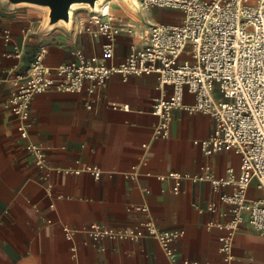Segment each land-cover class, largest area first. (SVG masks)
<instances>
[{"label": "crops", "instance_id": "obj_1", "mask_svg": "<svg viewBox=\"0 0 264 264\" xmlns=\"http://www.w3.org/2000/svg\"><path fill=\"white\" fill-rule=\"evenodd\" d=\"M110 7L116 23L134 33L118 36L108 65L122 62L151 25L181 17L171 9L133 13L120 3ZM75 9L67 26L45 29L43 8L10 7L0 0V35L8 36L7 42L0 38V264H171L152 238L95 242L85 232L124 231L148 218L161 231L183 232L173 244L178 262L264 264V236L246 221L233 233L231 260L220 252L228 215L219 199L232 186L214 192L208 182L157 178L169 172L196 175L204 165L216 178H237L240 157L231 150L204 156L195 142L210 137L214 120L183 109L173 112L168 136L156 138L152 102L168 96L170 88L161 89L154 73L113 74L97 96L50 88L34 96L28 140L45 147L52 170L46 174L34 166L8 103L16 91L12 80L27 72L38 51L50 68L72 62L76 50L100 56V41L89 35L91 11ZM183 102L192 104L193 96L185 94ZM86 167L96 168L98 179L65 172ZM247 196L264 193L251 186ZM213 202L216 212L207 209Z\"/></svg>", "mask_w": 264, "mask_h": 264}, {"label": "built area", "instance_id": "obj_2", "mask_svg": "<svg viewBox=\"0 0 264 264\" xmlns=\"http://www.w3.org/2000/svg\"><path fill=\"white\" fill-rule=\"evenodd\" d=\"M135 7L140 12L152 8L177 10L181 17L176 23L151 25L147 33L129 45L124 60L118 64L108 65L105 60L114 56L118 36L122 32L133 34L134 30L116 23L110 13L98 11L90 14L93 28L89 35L100 41V56L76 50L72 62L50 68L44 64V52L38 51L27 72L12 80L16 91L8 103L18 121V137L27 141L26 152L34 166L47 174L52 168L45 147L28 140L27 119L34 96L48 88L63 94L85 92L97 96L113 74L123 78L156 74L158 86L170 88L168 96L152 102L151 112L158 119L156 138L168 136L173 112L183 109L214 120L210 137L195 142L204 156L231 150L240 157L237 178H216L208 165L196 175L169 172L157 176L159 180L208 182L214 192L233 187L219 199L228 215L222 226L227 235L220 239V252L231 260L233 233L244 221L264 236V197L247 196L251 186L264 193V0H136ZM0 38L8 41L7 35ZM14 54L19 56L16 50ZM185 94L193 96L192 104H184ZM65 172L86 173L94 179L100 175L94 167ZM207 209L216 212L218 205L213 202ZM142 212L147 214L145 208ZM85 232L95 242L152 238L171 264H199L178 262L173 244L183 232L161 231L150 218L124 231L105 228ZM70 236L67 230L65 237Z\"/></svg>", "mask_w": 264, "mask_h": 264}, {"label": "water", "instance_id": "obj_3", "mask_svg": "<svg viewBox=\"0 0 264 264\" xmlns=\"http://www.w3.org/2000/svg\"><path fill=\"white\" fill-rule=\"evenodd\" d=\"M10 7H19L20 4H32L37 6H45L48 9L44 11L45 20L44 28L49 29L56 24L68 25L70 23L69 9L73 4H86L88 10L95 11V3L97 0H4ZM129 4L135 9L134 3Z\"/></svg>", "mask_w": 264, "mask_h": 264}, {"label": "bare ground", "instance_id": "obj_4", "mask_svg": "<svg viewBox=\"0 0 264 264\" xmlns=\"http://www.w3.org/2000/svg\"><path fill=\"white\" fill-rule=\"evenodd\" d=\"M129 1L131 3H136V0H97V2L95 3V11H98L100 13H109L110 11V5L111 3L113 2H116V3H120V4H123L125 5L131 12L134 13V8L131 6V4H129ZM29 6H35V7H39V8H43L44 11H46L48 8L45 7V6H37V5H32V4H20L19 7H29ZM76 7H78L79 9H87L88 6L86 4H73L70 6V9H69V14H70V21H71V17H72V14L75 10Z\"/></svg>", "mask_w": 264, "mask_h": 264}, {"label": "rangeland", "instance_id": "obj_5", "mask_svg": "<svg viewBox=\"0 0 264 264\" xmlns=\"http://www.w3.org/2000/svg\"><path fill=\"white\" fill-rule=\"evenodd\" d=\"M110 9H111V7H110ZM42 11V10H41ZM136 12H140V11H136Z\"/></svg>", "mask_w": 264, "mask_h": 264}]
</instances>
